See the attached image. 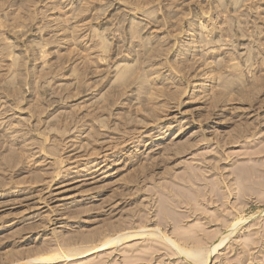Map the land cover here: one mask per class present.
I'll return each mask as SVG.
<instances>
[{
	"label": "rangeland",
	"instance_id": "obj_1",
	"mask_svg": "<svg viewBox=\"0 0 264 264\" xmlns=\"http://www.w3.org/2000/svg\"><path fill=\"white\" fill-rule=\"evenodd\" d=\"M198 253L264 264V0H0V264Z\"/></svg>",
	"mask_w": 264,
	"mask_h": 264
},
{
	"label": "bare ground",
	"instance_id": "obj_2",
	"mask_svg": "<svg viewBox=\"0 0 264 264\" xmlns=\"http://www.w3.org/2000/svg\"><path fill=\"white\" fill-rule=\"evenodd\" d=\"M50 195H51V194H50ZM165 239H166V241H167V238H165ZM219 240L221 241V239H219ZM168 241H169V240H168ZM109 243H110V242H107V243L103 244L102 247L108 245ZM217 243H219V241H218ZM221 243H222V242H221ZM214 244H215V243H214ZM171 245H172V244H171ZM218 245H221V244H216V245H214V246L211 247V248H212V249H211V253H213V252L216 250V248L219 247ZM100 248H101V247H100ZM179 251H180V250H179ZM211 253H210V254L208 253L209 255L206 254V256H207V257L205 256L206 259L203 258V257H201V254H202V253H200V254L198 253V255H196V258L198 259V261H199L200 264H206V263L208 262L209 258H210L211 255H212ZM188 254H189V253H188ZM194 257H195V256H194ZM46 259H47V258H46ZM48 259H49V258H48ZM48 259H47V260H48ZM50 259H51V258H50ZM198 261H197V262H198Z\"/></svg>",
	"mask_w": 264,
	"mask_h": 264
}]
</instances>
